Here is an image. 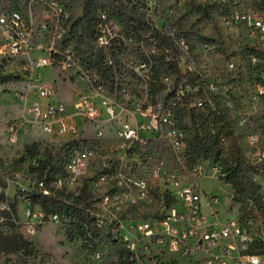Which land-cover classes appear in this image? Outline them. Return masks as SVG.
Segmentation results:
<instances>
[{"label": "built area", "instance_id": "built-area-1", "mask_svg": "<svg viewBox=\"0 0 264 264\" xmlns=\"http://www.w3.org/2000/svg\"><path fill=\"white\" fill-rule=\"evenodd\" d=\"M175 1L178 6L188 4L215 13L219 35L227 46L241 41L240 50L226 55L228 80H224L223 72L218 78L203 70L188 34L179 25L152 20L158 0L146 1L145 10L153 26L140 38L128 35L107 12L98 11L92 46L100 51L108 78L89 65L94 56L86 45L71 37L74 27L65 5L54 0H30L19 9H0L2 50L17 59L19 73L13 75L28 82L17 94L20 115L6 123L7 139L10 144L19 142L23 118L43 134L62 140L69 154L63 171L48 180L46 175L40 178L37 171L47 158L39 149L33 155L28 152L23 157L32 159L31 181L26 183L16 168H10L0 143V228L4 234H12L22 225L20 229L33 237L47 222L69 219L45 210L36 196L73 195L83 181H94L96 188L108 185L101 203L112 213L109 234L116 236L115 240L120 238L126 264H150L145 257L148 251L154 252V264H264V225L256 222L252 203L246 212L242 203L234 201L241 206L236 216L221 220L215 208L219 196H208L202 204L197 184L178 177L188 172L198 174V167L183 166L177 177L169 174L171 188L162 196L157 194L156 199L155 181L161 176L163 162L153 169L154 178L148 181L136 175L143 169L140 163L130 164L146 156L152 143L161 141L180 161L188 148L180 112L205 111L218 101L229 113L247 163L257 172L255 182L264 206V0ZM156 32L173 44L164 51L167 61H174L179 71L163 74L160 80L156 79V63L161 41ZM209 45H203L207 52L212 50ZM42 69L63 74L77 88L71 102L56 96L54 80L41 84ZM241 79L243 86L235 89L232 83L240 84ZM94 167H98L97 172L91 177L89 171ZM214 170L219 172V179L224 177L218 165ZM10 188H14L11 196ZM229 196L234 200L233 193ZM154 198L164 204L162 209L149 212L146 206ZM59 200L65 202L63 197ZM17 206H23L21 222ZM89 215L94 227L101 228L100 216Z\"/></svg>", "mask_w": 264, "mask_h": 264}, {"label": "rangeland", "instance_id": "rangeland-1", "mask_svg": "<svg viewBox=\"0 0 264 264\" xmlns=\"http://www.w3.org/2000/svg\"><path fill=\"white\" fill-rule=\"evenodd\" d=\"M79 1L80 0L68 1L76 16L82 13ZM25 2L26 0H18L17 4L13 5L14 7L12 6V8H15V6L22 7ZM0 9H4V7L0 6ZM172 9L174 10L173 13L170 12ZM40 17L41 12L39 10L36 16L38 23L41 20ZM151 17L152 20L158 24L166 20L179 25L180 28L188 34L194 47V53L197 55L198 63L203 70L218 78H221L224 73V80H228L226 76L225 58L229 52L241 49V41L233 42L228 46L225 44V41L221 39L218 32L217 16L215 13L211 15L205 14L188 4L178 6L175 0H158V8L151 14ZM204 43L210 44L209 47L212 50L207 52L203 48ZM18 68L17 59L10 58L7 53L2 50L0 44L1 153L10 162V168H16L19 174L22 175V180L28 183L31 181L29 168L32 159L28 157L25 160L23 156L27 155L30 147L37 146L45 159L53 156L52 164L56 166L58 172L63 171L62 167L69 156L67 152H65L62 140L53 139V137L43 134L38 127L25 122L23 118H20L19 142L17 144H10L7 139L5 134L6 123L8 120L19 116L21 112L17 94L24 91L28 84L25 78H21L18 74L13 75L18 72ZM41 72L43 75L41 84L47 85V83H52L54 80L56 96H60L65 102H71L73 93L76 92L77 88H73L71 83L68 82L69 80L65 78L66 76L63 74L57 76L51 69H42ZM2 78H8L9 81L3 83L1 81ZM64 78L66 80L63 82ZM243 83L244 80L242 79L240 84L234 80L232 86L236 89L239 86H243ZM41 84H37L35 88L38 89ZM46 149H49L51 155L45 154ZM177 160L179 161L169 146L161 141L149 146L146 150V156L141 158V160L136 159L130 164L134 162L140 163L139 165L143 166V169L136 175L147 181L153 180V169L157 166H162L161 176L155 181V183L157 182L155 185L158 186L155 196L157 199V194L162 196L166 190L171 188L169 174H175L176 177L180 174V169H182L183 166L182 168H178L175 165V161ZM160 162L163 163L160 164ZM196 167L200 169V173L191 174V172H188V174L183 175V177L178 176L180 180L186 183L197 184L198 197L202 204H206L208 196H219V206H215V208L218 209L217 216L221 217V220L236 216L241 206L235 203L231 196H229V193L234 194V191L224 180L219 179V172L214 170L216 165L213 161L202 160ZM97 168L98 167H94L92 171H89L91 177H94ZM93 182L94 181H83L75 194H73L74 197L82 196L83 200L81 203L73 200H65L66 207L70 208L72 212V216L69 217V219L59 223L47 222L40 227L38 233L33 237L27 236L25 231L20 229L22 225L14 229L13 234H17L23 241L30 242L33 245L32 249L28 251V254L31 255L26 256L24 251L9 253L0 250V264H117V251L121 246L120 238L118 237V240H115L116 236L114 238L112 234H109L113 226L110 222L112 213L101 203V197L107 192L108 185L96 188ZM13 190L14 188L8 190L10 196L13 194ZM155 198L146 206L149 212L156 211L160 209V207L162 209L164 202L157 201ZM22 207L23 206H17L16 208L19 211V222L24 220L22 216ZM89 212L100 216L102 221L101 228H96L91 225L85 229L81 227L79 224L80 217L78 216L81 215L85 217ZM203 212L205 215L209 213L205 206H203ZM89 229L91 230V234H87ZM6 238L2 241V245L4 248L9 249L10 242L8 241V237ZM145 255L148 263L154 264L156 262V260H152L154 256L153 251H148Z\"/></svg>", "mask_w": 264, "mask_h": 264}, {"label": "trees", "instance_id": "trees-1", "mask_svg": "<svg viewBox=\"0 0 264 264\" xmlns=\"http://www.w3.org/2000/svg\"><path fill=\"white\" fill-rule=\"evenodd\" d=\"M18 0H0V6L5 10L19 9L21 6L17 4ZM30 0H26L28 4ZM59 4L65 5L71 12L72 26L74 33L71 37L78 40L80 44L86 45V50L94 56V60L89 65L96 67L100 72L105 74L106 78L108 70L104 68L103 58L100 51H97L92 46L94 40L95 28L98 24V11L107 12L116 21L122 24L128 35L135 38H140L143 33L152 29L153 22L147 17L145 10L147 0H80L82 13L76 16L73 13L72 6L69 5V0H54ZM14 7V6H13ZM200 12L211 15V13L202 7H195ZM160 42L161 53L158 56L156 63V79L160 80L163 74H179L177 64L174 61H167V54L164 49L167 46L173 47L171 41L165 37L155 33ZM92 60V58L90 59ZM179 79H181L179 77ZM3 83L9 81L8 78H2ZM157 91V89L155 90ZM180 126L185 131L187 136L188 148L184 157L180 161H175L178 168L182 166L187 169H193L202 160H211L215 165H218L225 174L221 180L230 185L234 191V201L242 203V207L246 212H249L250 203L253 204L252 214L255 216L256 222L264 225V206L261 202V190L255 182L256 170L246 161L244 150L238 143L235 135V129L229 113L224 108H221L220 103L215 101L214 108L208 107L205 111H192L187 114L185 111L180 112ZM157 144V143H152ZM151 145V146H152ZM68 154V150L65 148ZM29 154L33 155L38 152L37 146H32L28 149ZM45 154H50L49 149L45 150ZM69 155V154H68ZM53 156L41 163L37 169L40 178L47 176L49 180L58 170L52 164ZM178 159V158H177ZM181 166V167H180ZM63 197L66 201L82 202V196L63 195L60 194L54 197H41L37 195L35 200L48 212L65 214L68 217L72 216L70 208L66 207L64 201L59 200ZM3 200L0 196V202ZM1 214V212H0ZM74 215V214H73ZM79 224L82 228L94 226V219L88 214L87 216H78ZM91 230L87 231L90 234ZM8 237L10 242L9 249L4 248L2 241ZM7 239V238H6ZM33 245L30 242H25L17 234H4L0 228V250L6 252L24 251L26 256L29 249ZM117 264H126V253L121 248L118 249Z\"/></svg>", "mask_w": 264, "mask_h": 264}]
</instances>
